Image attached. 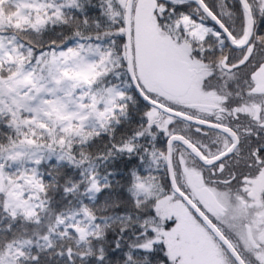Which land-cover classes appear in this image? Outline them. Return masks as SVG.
<instances>
[{"label":"snow or ice","instance_id":"1","mask_svg":"<svg viewBox=\"0 0 264 264\" xmlns=\"http://www.w3.org/2000/svg\"><path fill=\"white\" fill-rule=\"evenodd\" d=\"M0 264H264V0H0Z\"/></svg>","mask_w":264,"mask_h":264}]
</instances>
